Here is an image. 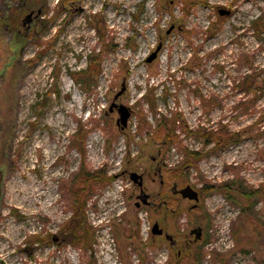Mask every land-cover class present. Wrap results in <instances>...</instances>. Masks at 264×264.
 <instances>
[{"label": "rangeland", "instance_id": "1", "mask_svg": "<svg viewBox=\"0 0 264 264\" xmlns=\"http://www.w3.org/2000/svg\"><path fill=\"white\" fill-rule=\"evenodd\" d=\"M0 4V264H264V0H46L29 41Z\"/></svg>", "mask_w": 264, "mask_h": 264}, {"label": "flooded vegetation", "instance_id": "2", "mask_svg": "<svg viewBox=\"0 0 264 264\" xmlns=\"http://www.w3.org/2000/svg\"><path fill=\"white\" fill-rule=\"evenodd\" d=\"M44 1L46 2V0H5V1H3L5 8L9 9L7 11V13L9 15L11 14V15H13V16L15 15L17 17L16 23L14 26V31L17 34V36H22L23 39L27 40V41L33 40L37 37L36 28L38 26V22L40 21L41 17L48 12L46 10V5L43 4ZM3 2H0V3H3ZM32 3H34V4H32ZM5 24H6L5 12L2 10V8H0V27L4 26ZM38 44H40V43H38ZM40 54H42V55H40ZM43 55H44V52L38 53L35 61L40 59ZM30 62L31 61H29V63ZM11 66L12 65L10 64V66H7V68L8 67L10 68ZM4 72H6V71H4ZM5 76H6V74H5ZM5 76L1 77L0 79H3ZM143 184H144V177H143ZM161 184H163V182ZM182 189L183 188L179 189L177 184H173L172 189H171L172 195L175 197H181L182 200H185V201L186 200L191 201L189 199H184L182 197V195L179 193V191ZM140 190L142 191L143 188L142 189L140 188ZM195 191L198 193V197H199V201H200L202 194L200 193L199 190H195ZM144 195H147L148 197L146 198V201L143 202V199L141 197H143ZM143 196L140 195L138 197V199L141 201V203L137 202V204H139V205L136 204L137 208H140V206L142 204V205L147 206V207L152 206L157 211H159V210H162V207H166L168 204V202L165 200H162L161 202H158V203L153 202L154 199L160 201L162 199L161 194H157V195H155L156 196L155 197V196L148 195L144 192ZM199 201L198 202L191 201V202H195L192 209L197 208ZM156 224L159 225V230H162L163 234L154 235L152 233L153 236L164 237L171 244V247H173V248L176 247L177 242H176L175 238L173 236L169 235L168 231H166L165 228L161 226L162 224L160 222L156 221ZM153 227H152V231H153ZM199 229H201V235L199 234ZM202 233H203L202 228L197 227V228L191 230L190 235L194 236V238H195L194 241H198V240H200ZM188 246H189V243H188Z\"/></svg>", "mask_w": 264, "mask_h": 264}, {"label": "water", "instance_id": "3", "mask_svg": "<svg viewBox=\"0 0 264 264\" xmlns=\"http://www.w3.org/2000/svg\"><path fill=\"white\" fill-rule=\"evenodd\" d=\"M230 11L227 10H220L219 14L221 16H227L230 15ZM157 57V53H153L151 57L148 58L147 62H152L153 60H155ZM5 76V72H3L0 75V78ZM125 85L123 84V87L121 89V91L115 96V100H117L124 92H125ZM114 109L117 110L120 118L117 121V125L118 127H120L122 130H124L125 128H127L128 125V121L131 117V111L129 108L125 107L124 105H118L116 102H114L112 104V106L110 107V111H113ZM4 180V173L3 170L0 169V210H1V195H2V183ZM131 180L133 181L134 184H136L138 187H140L141 189L143 188V176L139 175L137 173H132L131 174ZM179 193L182 195V197L184 199H189L191 201H195L198 202L199 201V197H198V193L191 187V186H187L185 188H183L182 190L179 191ZM144 191H141V196H143ZM148 196L144 195L143 197H141L143 199V202L146 201V198ZM139 205V204H137ZM152 233L154 235H161L163 234L162 230H159V225L155 224L153 227V231ZM199 234L201 235V229H199Z\"/></svg>", "mask_w": 264, "mask_h": 264}, {"label": "trees", "instance_id": "4", "mask_svg": "<svg viewBox=\"0 0 264 264\" xmlns=\"http://www.w3.org/2000/svg\"><path fill=\"white\" fill-rule=\"evenodd\" d=\"M3 1H5V0H0V2H3ZM171 129L168 128V129H165V130L168 132V134H169V132H171V135L169 134L168 139H169V142H171L173 144L174 140H175V137H174L175 136V131H174V129H172V130ZM185 155H186L185 156L186 162H185L184 166L186 165V163H190V162L193 161V159H196L200 155V153L199 152H192V151L189 152V151H187V153H185ZM102 177H103L102 175L101 176H94V175H91V174L87 173V175L84 178L86 179V181H93L94 184L99 183L101 185V184H103L105 182V180ZM210 189H211V187L209 185H206L205 191H208ZM254 193L256 195H259L261 192L259 190H255ZM74 204H75V206H77L79 204V201L74 200ZM199 262H200V260H198V263Z\"/></svg>", "mask_w": 264, "mask_h": 264}, {"label": "bare ground", "instance_id": "5", "mask_svg": "<svg viewBox=\"0 0 264 264\" xmlns=\"http://www.w3.org/2000/svg\"><path fill=\"white\" fill-rule=\"evenodd\" d=\"M77 99H79V97L77 96Z\"/></svg>", "mask_w": 264, "mask_h": 264}]
</instances>
